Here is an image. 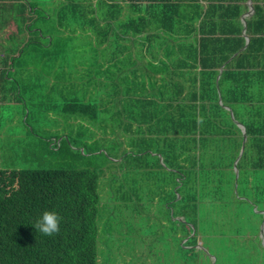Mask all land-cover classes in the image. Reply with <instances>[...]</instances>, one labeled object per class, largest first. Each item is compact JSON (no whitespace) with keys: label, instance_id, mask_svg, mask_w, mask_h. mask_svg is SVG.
Returning a JSON list of instances; mask_svg holds the SVG:
<instances>
[{"label":"trees","instance_id":"trees-1","mask_svg":"<svg viewBox=\"0 0 264 264\" xmlns=\"http://www.w3.org/2000/svg\"><path fill=\"white\" fill-rule=\"evenodd\" d=\"M22 1L0 0V31H9L6 37L0 36V264H99L102 256L99 249L101 218L106 220L104 226L108 224V218L119 211L132 210V214L137 215L134 218H141L140 211L153 206V203L145 205V196H158V208L180 210L185 220H194L192 212L207 208L202 205L203 199L212 200V209H229L231 179L222 177L217 180L216 187L209 189L206 183L209 180H205L207 175L204 173L199 183L198 161L192 153L193 138H187L199 129L202 134L213 129V122L205 116L197 121V107L193 102L198 98L196 77L190 76V88L184 97L186 103L179 106L178 120L168 116L165 118L168 122L155 121L156 116L145 117L143 110L151 111L157 106L145 99L134 98L138 96V88L132 89L128 76L117 80L116 73L120 69L117 62L126 67L129 61L118 57V43L109 45L114 49L111 66L100 67L98 48L109 41L108 34L102 35L107 28L100 27V22L116 23L122 17L124 7L118 2L144 0H59L50 11L38 6L37 0ZM94 1L96 8L89 4ZM106 1L116 4L106 5ZM170 1L176 0H167ZM177 1L185 3V7L167 5L164 24L150 23L138 16L118 26L128 34L139 35L154 24L171 36L177 35V52L170 46L167 49L168 66L185 69L200 66L204 71L203 83L210 70L225 65L219 88L222 95L228 97L227 77L231 81L233 76H246L249 69L258 64L257 54L264 49L261 48L264 39L259 37L264 34V9L255 6L256 15L247 24L250 42L242 53H238L245 47L244 38L215 36L241 34V29L228 31L226 28L228 18L241 15L240 4L246 0H202L209 2L206 13L197 4L199 0ZM217 2H228L229 5H213ZM154 8H150L152 14L156 11ZM163 9L156 12L161 14ZM137 12L143 13V10ZM199 19L200 30L194 26ZM87 32L96 38V45L85 36ZM196 33H200L201 38L195 44L181 40ZM187 45L189 47H185ZM210 74L216 75V72ZM102 76L105 81L100 90L95 84L96 78ZM93 85L96 88L92 91ZM201 90L202 101L213 98L204 85ZM120 95L123 96L121 103ZM137 105H141L138 110ZM108 114L113 120L103 119ZM16 116L18 125L28 128L27 138L15 131ZM58 117L67 120H63L67 124L65 135L61 141L60 136L52 138L53 144L46 149L43 146L45 138L38 136L37 129H46L50 119L59 123ZM70 120H82L86 125L71 127ZM135 124L139 133H142L143 125H148L146 129L151 133L161 129L166 134L173 132L183 136L177 144L175 140L169 141V145L174 146L173 154H161L175 169L173 180L132 187L133 163H137L139 170L136 172L148 173L158 181L156 172L146 170L143 156L160 150L158 140L153 138L132 142ZM108 130L116 139L110 138ZM96 131L105 132L104 138H98ZM177 145L179 153H176ZM75 146L83 149V154L75 151ZM125 146L130 147V151L124 150ZM45 157L55 158L56 164L36 166L37 160ZM59 160L69 162L60 165ZM115 160L121 161L116 163ZM18 162L31 165L21 168ZM121 171L123 174L118 176L116 173ZM107 175L109 181L118 182L112 214L108 218L109 211L103 212L106 205L99 192L101 179ZM132 191H137L138 204L132 203ZM262 191L261 186L255 185L252 196L249 194L259 208H264L259 195ZM178 196L181 197L179 200ZM244 209H253V206L247 205ZM46 210L55 211L61 217L60 232L51 237L34 228L35 221Z\"/></svg>","mask_w":264,"mask_h":264},{"label":"crops","instance_id":"crops-1","mask_svg":"<svg viewBox=\"0 0 264 264\" xmlns=\"http://www.w3.org/2000/svg\"><path fill=\"white\" fill-rule=\"evenodd\" d=\"M24 1L32 0H23L22 2ZM57 1L59 0H37V4L50 11L57 5ZM177 2V0L172 2H167V0H144L132 3L118 2L119 5L124 7L122 17L116 23L115 21H101L99 24L100 27L107 28L106 33L102 31V35L108 34L109 36V41L98 48L99 64L101 65L100 67L105 68L111 66L110 59L113 58L114 49L109 45L118 43V50H116L118 57L120 59H128L129 61L126 62V67L120 61L117 62L120 66L119 71L116 73L118 75L117 80H121L125 75L128 76L132 89L138 88V91H136L138 96L134 98L145 99L154 106H157L151 111L143 110L145 117L150 116L149 118H151V115L156 116L155 121L165 120L168 122L165 119L168 116H172L178 120L180 114L179 106L186 103L184 97H186L190 88V76L194 75L196 77L198 98L196 99L197 101L193 102L197 107V121H201L200 117L205 116L213 122V129H208L207 132H204L205 134H202V130L198 128V133L187 138H193L192 153L194 159L198 161L199 168L196 171L199 173V183L202 181L201 178H203L204 173L207 175L205 180H209L208 182L205 181L209 189L216 187L218 185L217 180L222 177H229L231 179L232 189L228 198L230 208L227 210H215L210 207L212 203L211 199H203L202 205H206L207 208H199L195 212H192L191 215L194 216V220H185L183 212L180 210L158 208L160 200L158 196L154 195L153 198L143 197L146 206L150 205L148 203H153V206L150 209L141 210L140 217L162 219L161 224L167 228L173 225L177 228L181 226L183 232L181 234L176 233V235L177 237H182L183 240L185 239V229L189 231L194 229L196 235L199 233L201 237L203 236L200 228L203 224L201 219H220L219 223H228L230 226H235L236 231L241 230L240 226L247 227V230L249 227L258 229L261 226V231H263L264 208H259L260 205L251 200L249 194L252 196L255 185L261 186L263 191L259 195L262 198L261 205L264 206V49L257 54V62L260 65L255 63V68L249 69V74L243 77L233 76L234 79L231 81L230 77H227L225 87L230 91L227 97L222 95L219 88V81L224 76L225 65L220 69L210 70V73L216 72V75L208 73L203 83L202 72L204 71L200 66L195 69L168 66L167 49L170 46V48L177 52L176 44L179 41L177 35L171 36L163 30L158 29L154 24H152L153 26L150 25L144 33L139 35L128 34L118 26L121 22L134 19L138 16H143L149 22L153 21V23L164 24L167 5H182L185 7V3L181 4ZM105 3L106 5L116 4V2L111 1H106ZM89 4H92L94 8L97 7V2L95 1ZM89 4L84 3L86 7ZM197 4L202 7V12L206 13L208 11L209 2L199 0ZM216 4L229 5L228 2H217L213 5ZM240 5L242 6L241 15L237 17V14H235L234 18L230 20L228 18L226 29L228 31L241 29V34H218L215 36L244 38L246 41L245 47L238 53H242L248 47L250 42V36L247 32L248 21L256 15L255 6L264 9V0H246ZM153 6L156 7L154 8L156 11L164 8L163 12L160 14L158 11L159 16L156 11L152 14L150 8L152 9ZM138 10H143V13L137 12ZM262 16L264 19V10ZM107 25L110 28L106 27ZM200 25L199 19L194 26L200 30ZM208 30H211V28ZM8 34V29L4 32L0 31L1 37H6ZM259 35V37L264 39V34ZM85 36H89V40L96 45V38L90 32H87ZM200 38V33H196L189 38L181 40L186 44H195ZM185 47H189V45ZM261 48H264V46ZM126 70H128V74L124 73ZM96 80L97 83L94 84L101 90L103 86L101 84L105 81V78L102 76L96 78ZM229 81L230 83L228 84ZM202 85L212 93V99L203 101L200 99L199 94L202 93ZM94 88L96 86L93 85L91 90L93 91ZM104 96L102 94V97ZM122 97V95L118 97L120 103L121 99H123ZM140 106L137 105V110ZM163 107L170 108L164 110ZM136 127L137 125L135 124L132 130V142H140L143 139L150 140L153 138L154 140H158L160 144V150L144 153L143 156L146 170L152 173L156 172L158 181L153 177H149L148 173L144 175L136 172L139 169L137 163H133L132 187L136 186V184L147 187L160 184V180H173L172 173H174L175 169L171 165H168L161 154H173L174 146H170L169 141L175 140L177 144L180 138L183 139V136L173 134V132L166 134L161 129L156 130L155 133H151L146 129L148 125H143V131L139 133ZM178 148L179 145H177L176 153H179ZM124 150L130 151V147L126 146ZM201 164H203V167H201ZM178 181L179 179H176V182ZM180 198L178 196L177 199L179 200ZM132 203H139L137 191H132ZM247 205H252L253 209H244ZM132 217H137V215L132 214ZM205 235L227 236L229 241H244L243 237L245 236L230 233L214 234L213 232H208ZM246 235L250 239L258 237V234ZM260 235L264 239V233H260ZM186 236H189V234H186Z\"/></svg>","mask_w":264,"mask_h":264},{"label":"rangeland","instance_id":"rangeland-1","mask_svg":"<svg viewBox=\"0 0 264 264\" xmlns=\"http://www.w3.org/2000/svg\"><path fill=\"white\" fill-rule=\"evenodd\" d=\"M124 73L128 74V70ZM115 109L118 110V107ZM6 116L9 118V113ZM18 119L17 116L14 119V124L16 123L17 126L15 131L27 138L29 130L25 126L22 128L18 125ZM57 119L59 123L52 122L50 119L46 124V129L40 128V131L37 129L38 136L45 138L43 146L46 149L50 148L51 143L53 144L52 138L60 136L59 141H61L62 136L65 135L64 128L67 126L65 122L67 120L64 118L65 121H63L64 119L60 117ZM103 119L113 120L110 114L103 116ZM69 124L72 125L71 127H78L80 124L86 125L82 120H70ZM96 133L98 138H104L103 134L105 132L96 131ZM108 133L110 134V131ZM109 136L116 139L111 134ZM74 150L83 154L81 148L75 146ZM59 161L60 165L69 162V160ZM119 162L116 161V163ZM46 163L55 165V158L45 157L39 161L37 160L36 166L46 167ZM30 165L29 163L18 162V166L21 168ZM116 174L120 176L123 172ZM109 180L108 175L103 177L99 189L102 203L106 205L103 212L109 211L107 218L109 214L110 216L112 214L113 198L116 197L115 186L118 185V182L115 183ZM108 220V224L104 226L103 223L106 220L101 218L99 249L102 256L99 258V264H264V239L260 235V233H264V230L261 231V226L258 229L249 227L248 230L247 227L240 226L241 230L236 231L235 226H230L228 223H219L220 219H201L203 224L200 228L203 236L201 237L199 233L196 235L194 229L190 231L185 229V239L183 240L182 237L176 235V233L181 234L183 232L181 226L177 228L173 225L167 228L161 224L162 219L159 218H134L132 217V210L116 212ZM163 220L168 221L170 219ZM208 232L214 234H242L245 236L243 237L244 241H229L227 236H204ZM186 234H189V236H186ZM246 234H258V237L250 239Z\"/></svg>","mask_w":264,"mask_h":264},{"label":"clouds","instance_id":"clouds-1","mask_svg":"<svg viewBox=\"0 0 264 264\" xmlns=\"http://www.w3.org/2000/svg\"><path fill=\"white\" fill-rule=\"evenodd\" d=\"M61 217L55 211H44L35 221V230L44 235L51 237L60 232Z\"/></svg>","mask_w":264,"mask_h":264}]
</instances>
